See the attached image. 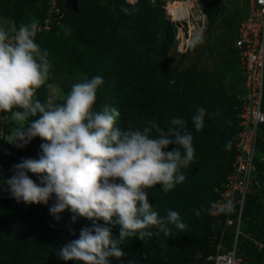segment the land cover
Wrapping results in <instances>:
<instances>
[{
  "label": "trees",
  "instance_id": "1",
  "mask_svg": "<svg viewBox=\"0 0 264 264\" xmlns=\"http://www.w3.org/2000/svg\"><path fill=\"white\" fill-rule=\"evenodd\" d=\"M49 1L0 0V16L14 21L17 26L33 18L37 20L36 41L48 50L50 72L64 78L63 93L70 89L68 82L71 80L74 83L101 75L104 83L97 89L94 107L98 109L107 104L118 109L120 116L115 126L121 129L142 127L145 121L155 119L159 127L167 128L170 119L176 116L187 122V128L193 134L194 158L187 168L181 169L185 180L167 193L160 191L158 184L148 190L149 203L154 204L158 215H165L168 209L177 211L187 225L186 230L169 237L163 233L154 234L143 241L126 238L120 245L125 252L121 261L123 264L129 260L133 264H212L206 258L215 252L224 219L228 215L235 218L238 212L237 204L228 214L225 211L217 215L209 212L210 204L216 198L215 188L223 184L235 154L232 140L237 123L235 92L232 97L228 96L215 73L196 80L193 66L169 83L176 69L166 55L174 34L172 24H185L167 7L171 0H160L154 5L149 0H137L133 4L106 0L107 6L98 1L90 11L91 19L86 22L88 31L85 35L80 33L79 37L73 35V23L78 15L65 9L64 0H56L63 17L50 20L49 28H44ZM217 1L200 0V3L214 11ZM26 7L29 9L22 14L21 10ZM113 8L117 10L113 11ZM237 10L242 15L241 20L246 8ZM123 12L130 19H117ZM237 27L238 24L233 29L232 44ZM232 50L236 56L233 46ZM60 63L65 64H61L65 70L58 65ZM198 106L206 109V115L204 127L196 132L191 116ZM261 107L264 110V99ZM40 143V138L35 137L23 148H17L0 136V175L10 177L12 165L21 158H36ZM172 147L169 145L168 150ZM256 148L259 158L264 159V142L258 140ZM255 163L258 169L264 170L262 162ZM29 175L37 182L35 175ZM255 178L263 188L255 185L245 194L240 221L245 231L249 226L256 238L264 240V228L254 230L249 224L264 190L263 176L255 174ZM53 203V199L46 205L17 203L0 187V264H66L58 259L59 248L78 238L80 229L91 227L92 221L79 216L73 219L74 214L67 208L56 220L48 210ZM197 210L199 215L195 214ZM224 229L233 230V227ZM150 230L156 232L155 228ZM111 233L118 236V226H112ZM223 235L226 241L232 238L231 232ZM238 247L252 264H264V249L259 250L248 240L239 242ZM113 264L120 262L114 259Z\"/></svg>",
  "mask_w": 264,
  "mask_h": 264
},
{
  "label": "clouds",
  "instance_id": "2",
  "mask_svg": "<svg viewBox=\"0 0 264 264\" xmlns=\"http://www.w3.org/2000/svg\"><path fill=\"white\" fill-rule=\"evenodd\" d=\"M127 1L124 0L133 4L137 0ZM49 3L45 20L48 27L44 28H49L50 20L62 15L56 0ZM198 4L201 5L199 0ZM65 9L72 11L66 6ZM38 29L34 18L17 26L0 16V111L4 112L0 117L11 112L15 122L6 141L23 148L35 137L41 140L37 157L21 158L12 165L10 177L0 175V187L10 198L25 205H46L53 199L48 210L56 220L67 208L74 214L73 219L79 216L92 221L91 227L80 229L78 238L59 248V260L66 264H113L115 259L123 264L120 258L125 252L120 245L126 238L143 241L154 234L169 237L186 230L187 225L177 211L168 209L165 215H158L154 204L149 203L148 190L158 184L159 190L167 193L185 180L181 169L187 168L194 158L193 134L187 122L176 116L170 119L167 128L159 127L155 119L145 121L142 127L115 126L120 116L118 109L107 104L98 109L94 107L97 89L104 83L101 75L72 83L59 101L50 96L43 101L35 98L41 86L51 87L49 53L36 41ZM236 82L240 83L239 68ZM236 84L235 97L240 86ZM205 115L206 109L198 106L191 116L194 131L204 127ZM263 126L260 124L259 132ZM169 145L173 146L171 150ZM253 165L252 180L257 168L255 156ZM231 168L232 163L226 175ZM29 174L35 175L37 182ZM223 184L215 188L216 198L209 208L211 214ZM255 185H250V190ZM227 207L230 209L231 205ZM195 214L199 215V211ZM227 217L232 219L230 225L225 224ZM226 218L223 225L233 227V238L237 222L238 228L241 226V212L235 218L229 215ZM98 220L102 223H97ZM114 225L118 226V236L111 233ZM152 228L156 229L155 233ZM247 240L259 250L264 249V240ZM242 258L252 264L246 257Z\"/></svg>",
  "mask_w": 264,
  "mask_h": 264
},
{
  "label": "rangeland",
  "instance_id": "3",
  "mask_svg": "<svg viewBox=\"0 0 264 264\" xmlns=\"http://www.w3.org/2000/svg\"><path fill=\"white\" fill-rule=\"evenodd\" d=\"M25 1L27 3V0ZM98 1L100 0H76V10L71 11L75 14V16L78 15L76 17V22L73 23V35L79 37L80 33L85 35L84 33L88 31L86 22L91 19L92 16L90 15V11L94 9V4H96ZM149 1L153 5L160 2V0ZM144 3L145 2L143 1V4ZM188 3L189 11L186 18V23L183 25L178 23L176 26H174V34L166 53L168 62L171 65L176 66L173 79L169 83H173L175 77L180 75L189 67L193 66V76L196 78V80L200 78L202 79L211 73L218 74L217 80L219 81L220 77V81L225 93L228 96L232 97V93L237 90L234 85L236 84L235 80L238 75V64L231 45L234 38L233 29L238 24V20L242 17V15H240V11H236V9H242V6L239 3V0H218L216 2V10L210 11L205 6L199 4L201 12L200 17L196 20V9L193 8L192 4L189 1ZM101 5L107 6L108 4L106 0H102ZM171 6L172 0L171 3H169V7L177 14L178 7L175 8ZM28 9V7L22 9L21 13L23 14L24 12H27ZM116 10V8H113V11ZM62 17L63 15L58 18L61 19ZM127 18L130 19V16H128L125 12H123L122 14L119 13L117 15V19L119 20ZM226 21H229V24L226 23ZM198 31H200L199 35H197ZM94 48L97 49L96 47ZM61 64L65 66V64L63 63H60L58 65L62 66ZM64 66H62L63 69ZM63 83H65L64 78L60 74L52 72L48 81V84H50L51 87H48L47 85L41 86V88L37 90L35 98L39 97L45 100L50 96L53 100L58 98L60 99V96L63 94L61 89V85ZM68 83L69 85H71L73 82L71 80ZM262 99H264V94ZM14 125L15 122L11 119V113L3 116L2 121L0 120V136H2L3 139L7 140V134ZM259 136V142H264V128L261 129V132H259ZM258 155L259 154L256 149L255 155L253 154V157L255 156V162L258 161L264 164L263 157L259 158ZM255 174H260L264 178V170H258L256 168ZM250 176H252V173ZM253 177L254 174L250 178V185L257 184V187L259 186L263 188V186H261V182L257 178H254V180H252ZM249 224L254 230L256 228H264V190H262L255 214L250 220ZM224 228L225 225H222L221 230L218 234V237L221 238L220 243L222 244L226 242V238L223 237V234L225 232H232V230H230L231 228ZM248 228L245 231L244 227H237V230L239 232L236 241L237 244L239 242L247 240L248 238H255L257 240H260L255 237L254 231ZM235 229L236 227L234 228V230ZM259 233L261 234V232ZM232 240L233 238H230L229 242L231 243ZM238 249V253L242 257H245V255L241 252L240 247H238Z\"/></svg>",
  "mask_w": 264,
  "mask_h": 264
},
{
  "label": "built area",
  "instance_id": "4",
  "mask_svg": "<svg viewBox=\"0 0 264 264\" xmlns=\"http://www.w3.org/2000/svg\"><path fill=\"white\" fill-rule=\"evenodd\" d=\"M185 1H189L196 9L197 20L201 12L198 0ZM239 3L246 8V14L238 24L237 36L233 41L240 79L234 105L237 117L236 132L233 136L235 154L232 168L212 204L213 214L228 212L234 204L238 205L236 207L238 215L240 214L244 196L249 191L251 171L254 169L253 152L259 137V126L264 124V110L261 107L264 84V0H239ZM229 204L230 209L227 207ZM231 223L232 219L227 217L225 224ZM237 227L238 222L231 244L226 246V242L220 243V238L215 252L207 256L208 260H212L214 264H250L238 255ZM259 245L262 246L263 243Z\"/></svg>",
  "mask_w": 264,
  "mask_h": 264
},
{
  "label": "bare ground",
  "instance_id": "5",
  "mask_svg": "<svg viewBox=\"0 0 264 264\" xmlns=\"http://www.w3.org/2000/svg\"><path fill=\"white\" fill-rule=\"evenodd\" d=\"M167 7L169 8V10H171V8L168 5V2H167ZM171 7H175V8L178 7L177 16L180 20H182L186 23V18L188 16V11H189V3L186 2L185 0H172V6ZM199 16H200V14H199Z\"/></svg>",
  "mask_w": 264,
  "mask_h": 264
},
{
  "label": "water",
  "instance_id": "6",
  "mask_svg": "<svg viewBox=\"0 0 264 264\" xmlns=\"http://www.w3.org/2000/svg\"><path fill=\"white\" fill-rule=\"evenodd\" d=\"M75 2L76 0H65V6L68 10H72V11H75L76 8H75ZM51 19H55L54 16L51 17ZM1 114H4V112L0 111Z\"/></svg>",
  "mask_w": 264,
  "mask_h": 264
},
{
  "label": "crops",
  "instance_id": "7",
  "mask_svg": "<svg viewBox=\"0 0 264 264\" xmlns=\"http://www.w3.org/2000/svg\"><path fill=\"white\" fill-rule=\"evenodd\" d=\"M235 82H236V80H235ZM236 83H237V84H236V87H238L240 83H239V82H236Z\"/></svg>",
  "mask_w": 264,
  "mask_h": 264
}]
</instances>
